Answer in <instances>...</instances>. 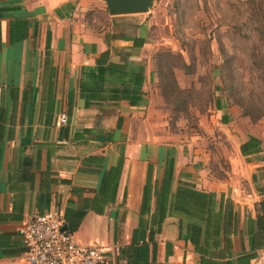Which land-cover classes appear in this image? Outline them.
<instances>
[{
    "label": "crops",
    "instance_id": "crops-1",
    "mask_svg": "<svg viewBox=\"0 0 264 264\" xmlns=\"http://www.w3.org/2000/svg\"><path fill=\"white\" fill-rule=\"evenodd\" d=\"M155 1L145 12L111 15L105 0H0V264H27L21 230L52 208L77 242L119 247L106 264H206L172 207L158 222L155 188L170 159L168 200L186 186L211 194L215 211L222 196L234 205L232 256L211 249L207 260L236 264L252 251L247 220L264 200L255 188L264 180V121L217 94L202 138L174 142L152 64ZM104 52L143 74L137 105L80 96L83 70Z\"/></svg>",
    "mask_w": 264,
    "mask_h": 264
},
{
    "label": "rangeland",
    "instance_id": "rangeland-1",
    "mask_svg": "<svg viewBox=\"0 0 264 264\" xmlns=\"http://www.w3.org/2000/svg\"><path fill=\"white\" fill-rule=\"evenodd\" d=\"M155 6L152 64L179 136L174 142L202 138V118L217 94L252 122L264 121V0H156ZM219 164L229 167L224 157Z\"/></svg>",
    "mask_w": 264,
    "mask_h": 264
},
{
    "label": "trees",
    "instance_id": "trees-1",
    "mask_svg": "<svg viewBox=\"0 0 264 264\" xmlns=\"http://www.w3.org/2000/svg\"><path fill=\"white\" fill-rule=\"evenodd\" d=\"M108 57L109 53L104 52L96 60L95 67L83 70V78L79 83L80 96L87 102L105 99L126 100L131 105H137L141 99L143 74L134 72L124 63L109 61ZM180 67L186 68L188 64L182 62ZM241 150L244 153V146H241ZM173 179L174 160L170 159L165 166L161 187L155 188L159 224L171 213L172 207L174 212L185 219H181L180 226L186 222V238L200 254L201 261L205 259L206 264H216L206 258L211 249L218 250L220 259L230 258L232 256L231 236L236 233L237 223V214L232 201L222 196L219 208L215 211L211 194L198 192L186 186H179L174 194L175 198L168 200ZM255 183H257L256 191L264 194V180L256 182L255 179ZM147 195L148 192L146 194L145 191V203ZM257 206L256 217H248L247 220V234L251 238L252 251L238 256L236 264H249V260L255 257L256 251L264 247V200L258 202ZM76 226L77 223L69 230L75 229ZM225 264L231 263L227 260Z\"/></svg>",
    "mask_w": 264,
    "mask_h": 264
},
{
    "label": "built area",
    "instance_id": "built-area-1",
    "mask_svg": "<svg viewBox=\"0 0 264 264\" xmlns=\"http://www.w3.org/2000/svg\"><path fill=\"white\" fill-rule=\"evenodd\" d=\"M61 112L59 123L66 124ZM62 212L57 208L34 214L21 230L23 258L27 264H106L108 252L118 246L85 245L74 240L66 229ZM251 264H264V247L256 252Z\"/></svg>",
    "mask_w": 264,
    "mask_h": 264
},
{
    "label": "water",
    "instance_id": "water-1",
    "mask_svg": "<svg viewBox=\"0 0 264 264\" xmlns=\"http://www.w3.org/2000/svg\"><path fill=\"white\" fill-rule=\"evenodd\" d=\"M111 15L145 12L152 6L153 0H105ZM62 229H66L64 225Z\"/></svg>",
    "mask_w": 264,
    "mask_h": 264
}]
</instances>
